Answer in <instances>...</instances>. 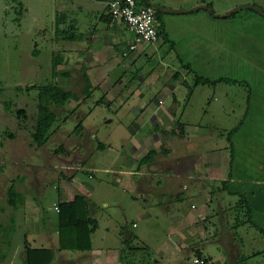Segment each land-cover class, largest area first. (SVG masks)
<instances>
[{"label":"crops","instance_id":"1","mask_svg":"<svg viewBox=\"0 0 264 264\" xmlns=\"http://www.w3.org/2000/svg\"><path fill=\"white\" fill-rule=\"evenodd\" d=\"M46 1L29 0L28 4L24 3L34 26L28 36L27 63L25 67L19 66L22 62L18 59L17 70L25 73L21 80L32 81L30 87L54 80L58 86L74 92L73 99L65 108H55L57 113H69L64 120L71 119L75 123V129L68 135L70 140H74L70 144L74 145L68 147L69 152L64 149L63 154L58 149L53 151L55 158L63 160L58 162L60 164L53 162L54 165L45 169V178L55 176L61 183L49 201L54 216L43 214L40 200L34 196V187L15 184L26 199L16 213V230L10 240L11 246L4 249L6 256L0 264H24L26 243L34 249H52L55 257L50 264H132L135 257L141 256L140 244L145 241L142 232L133 231L141 223H153L156 216H165L163 233L169 246L178 250L175 240L178 235L173 234L177 224L186 223L190 228L203 224L201 239L210 238L212 233L217 235L219 224L228 223L226 217H239V212L242 213L239 204L243 200L242 192L249 202L246 216L256 217L254 221L257 224L263 223L260 218L264 217V180L252 178L249 171L252 167L259 173L264 172V144L259 147L256 143L260 142L253 139V133L245 135L252 138L249 140L251 159L256 154L260 160L254 166L240 161L233 163L231 168L232 157H223L228 147L218 146L213 131L201 133L207 122V107L214 103L218 111H224L222 106L226 95L209 93L206 99L200 100L198 110L191 111L194 95L190 93V87L196 82L186 67L187 64L193 68L194 63L213 64L225 60L217 48L226 42L227 34L223 28L237 21L236 15L232 14H236L243 0H146L159 11L158 28L164 27L171 41L161 35L157 43L141 47L128 56L124 53L134 36L125 23L111 22L108 8L111 0ZM181 48L189 53L190 61L183 59L185 52L182 53ZM159 53L160 58L157 57ZM152 60L158 66L147 73L142 72L144 68L141 66ZM190 77L191 83L188 81ZM233 78L219 76L208 79L229 83ZM74 86L82 88L83 97L75 94ZM32 90L37 93L36 89ZM99 110L109 111L112 115L98 116ZM192 112L194 114L189 115ZM9 115L4 111L0 113L4 121L14 122L23 131L21 119L14 121ZM35 115L28 117V120L32 119L27 125L29 129L34 124ZM251 116L249 122L257 129L261 128L260 123H256L257 118H253L256 113ZM210 122H216L215 118L210 116ZM239 128L236 136L241 132L242 127ZM29 132H14L12 137L4 134L8 138L3 136L2 139H8L5 144L14 154L18 150L13 142L20 135L25 136L32 153L41 155L42 161L48 163L50 151L44 155L40 149L45 145H34ZM59 132L58 126L51 137ZM68 158H73L79 166L71 176L65 173ZM13 161H17L11 163L18 166L25 165L28 160L17 158ZM31 161L26 163L28 167H23L28 168L31 180L38 182L43 164H39L37 159L33 160L37 161L34 164ZM85 172H88L90 182L84 178ZM259 173L257 175L261 176ZM29 178L22 181L28 183ZM225 181H229L230 189L237 194L225 190L222 184ZM74 182L77 186L72 185ZM44 185L39 188L48 191L51 185ZM4 187L0 221L8 218L3 209L7 212L10 209L8 188ZM121 192L117 202L111 203L125 202L123 198L130 193L128 198L132 204L129 207H135V220L130 222V215L125 212L119 223V219L109 218L104 225H110V229L103 226L107 218L103 219L97 210L109 206L110 200L106 195ZM37 195L43 196L40 192ZM77 195L88 198L93 220L92 246L87 251L62 250L55 205L72 201ZM153 208L162 211L155 212ZM179 236L185 243L187 239H182L183 234ZM252 236L251 239L263 242L257 232L254 234L253 231ZM132 241H138V245L130 254L125 249ZM263 250L264 244L261 243V250H257L255 258L262 257L264 252H259ZM204 251L208 253L206 248Z\"/></svg>","mask_w":264,"mask_h":264},{"label":"rangeland","instance_id":"2","mask_svg":"<svg viewBox=\"0 0 264 264\" xmlns=\"http://www.w3.org/2000/svg\"><path fill=\"white\" fill-rule=\"evenodd\" d=\"M243 2V4L238 5L240 8H238L235 14L237 21H232L229 26L227 25L226 28H223L226 30L227 34V36H225L226 42L222 43V46H219L217 50L218 52H221L220 56L222 59H225L222 60L224 62L217 61L213 64H202L201 62L194 63L193 68L195 72H191L190 75L192 78H195L197 75L205 78L232 76L234 77V80H230L229 83L217 81L215 79L212 80L217 81L214 84L199 83L198 85H194L195 83H192L191 94L194 95V106L190 108V110H198L200 100L206 99L209 93L217 92V94L226 95L224 97V105L222 106L224 111H218L217 107L215 108V106H213L215 105L214 103L207 107V122L204 123L201 133L207 131L210 134L209 130L213 131L215 133L214 140L217 141L218 146L220 148L223 146L228 147L226 153L222 151L225 154L223 157L230 159L233 154L232 158L234 163H240L241 161L244 165L254 166L260 160V156L254 154L255 158L253 160L251 159L250 147L252 145L249 143V140H252V138L251 136L246 137L245 135H251L253 133V136H255L253 139L260 142L256 144L259 147L264 144V0H243ZM24 3L28 4L29 0H0V86H2L3 91H5L3 94H0V113L4 111L6 114H10L9 116H12V119H15H13L14 121L19 120L16 116L18 108H26L29 112V116L32 117L33 113L36 114L37 105V93L29 86L32 81H29L28 79L21 80V76H23V74L25 75V73L18 72L17 70L18 59H21L22 62L19 66L25 67L27 63V58H25V56L27 54L28 36L32 32L31 30L34 26L33 19L31 15L27 13ZM45 3H47L46 0ZM180 51L182 53L185 52L182 56L183 59H186V62L190 61L191 57L189 56V53L182 48ZM160 56L161 53L157 55L158 58H160ZM233 59H235L234 63ZM143 66L144 65L141 66V68H144L142 72L147 73L152 68L157 67L158 64L152 60L147 62L144 67ZM129 73L131 74V70ZM232 73L234 74L232 75ZM191 77L188 80L190 83V80L192 79ZM74 91L77 96L83 97L81 95L82 88L74 86ZM4 100L12 104L10 110L7 112L5 111L6 109L3 104ZM255 113L256 116H253V118H257L255 120L258 122H255L260 123L259 126L261 127L258 129L249 122V118H252L251 115ZM67 114L69 113L59 112L58 115L60 119L56 121L54 128L56 129V127L59 126L61 132L56 136H52L44 148L40 149V151L43 150L44 155L45 152H48V150L50 151V163L42 161L41 155L38 156L37 154L32 153L28 145H26L25 136L20 135V137L13 142L12 145L16 146L15 149L18 150V152L14 154L9 150L10 146L5 144V140L8 139H2L3 136L8 138L4 134L8 135L10 132H15L17 134L24 132L28 133L31 128L29 129L27 125H30L32 119H29L26 123L22 118L20 122L23 131H20L21 129L17 128L16 125H14V122L9 121V123H7L2 117H0V167L2 168V170H0L2 172H0V205L3 203V196L6 189L4 186L8 188L11 182L14 181L13 183L18 182L19 185L28 184L34 187L33 193L34 196L40 200L42 209L44 208L43 214L49 217L55 215V212L50 210L49 201L51 200L50 197L53 191H57L56 187L61 183L55 176L45 178L44 175L45 169H48L47 166L54 165V163L60 164L58 162L63 160H60L59 157V159L57 157L55 158L54 154H52L53 151L55 152L58 149V152L63 154L65 153L64 149H66V152H69L68 147L74 145V143L70 144L74 140H70L68 135L75 129V123L71 119L68 121L64 120ZM97 114L98 116H103L104 114L112 115L109 111L104 110H99ZM193 114V112L189 113V115ZM210 116L215 118L216 122H210ZM241 120L242 123H240ZM211 125H214V127ZM236 126L242 127L240 130L241 132L239 131L240 133L237 134V136L235 133H229ZM101 130L103 131V129ZM241 134H243V137ZM17 158H22L28 161L32 160L31 164L36 163L37 161L33 160L37 159L39 164H43L41 167V173L39 174L40 180H38V182L31 180V177L27 174L28 168L23 167L29 166V164L26 165L28 161L25 162V165H23V163L18 166L12 164L13 162H17L13 161ZM73 160V158H68L65 165V173L70 176L79 169V166L76 165ZM7 161L9 163H7ZM20 162L21 161L19 160V163ZM5 165L7 167H5ZM57 166L61 167L60 165ZM249 172L250 175H252V178L264 180V172L259 173L256 168L252 167H250ZM87 173L85 172V174H82L85 176L84 178L86 180H89ZM257 173L261 174V176H258ZM27 177H30L28 183L22 181L23 178ZM90 181L91 180H89V182ZM42 184H45L44 186L50 184L51 186L48 191H45L46 189H43V191L39 188ZM72 185L77 186L76 182L72 183ZM39 192L43 194V196H38L37 194ZM120 195H122V192L121 194L106 195L110 200L109 206H102L97 210L98 214L103 216V219L107 218L105 222L102 223L103 226H108L110 229V225H104L109 222V218H117L119 219V223L122 221L121 219L125 212L130 215V222L135 220V207H133V205L131 208L129 207V204H132L128 198V196L131 197L130 193L126 194L127 198H123L125 199V202H121L120 204L118 202L117 205H112L111 202H117L116 200ZM241 206L242 213L239 212V217H226L228 223L225 222L224 224H219L220 231L218 230L219 234L217 233L219 236L212 233L213 235L210 238L201 239L203 234L201 227L203 224L200 223L199 227L196 226L193 228L188 227L186 223L177 224L173 234L178 235V239H175L179 245L178 250H175L173 246H169L168 240H166L165 234L163 233L165 232V216H156L153 223L152 221L141 223L140 227L133 229V231L142 232L145 241L142 242L143 244H140L142 247L140 248V251L142 252L141 256H137V258L134 256L133 263L196 264L194 260L196 258H201L197 255L198 250L202 248L204 250L206 248L208 253H204L203 257H209L211 259L208 264H264V255L260 258H255V256L251 257L255 251L261 250V243L264 244V233H262V231L259 232L256 228L252 227L251 222H255L257 218L247 217V205L242 203ZM152 210L155 212L162 211V209L157 210L154 208ZM111 215L114 216L112 217ZM262 218H260V220L264 221V217ZM246 220L248 222L246 226L240 227L238 225L241 221ZM5 224H8L10 229L14 228V230H16V222L12 223L10 219L7 218ZM259 226L264 230V222L260 223ZM253 231L254 234L257 232L259 236H261L263 242L258 239H251ZM180 233L183 234L182 239L184 237L187 239L185 243L180 240ZM10 239L12 240V238ZM136 242L138 241H135L134 243ZM134 243L132 241L129 244L131 247L138 245L137 243ZM172 243L174 244V240H172ZM159 248H161L160 250H162L163 253H161L162 251H160Z\"/></svg>","mask_w":264,"mask_h":264},{"label":"trees","instance_id":"3","mask_svg":"<svg viewBox=\"0 0 264 264\" xmlns=\"http://www.w3.org/2000/svg\"><path fill=\"white\" fill-rule=\"evenodd\" d=\"M138 2L142 4H148L146 0H138ZM158 12L159 11L157 10L156 16ZM232 16H235V14H232ZM159 34L160 36L162 35L166 39L170 40V38L167 37L164 27L159 29ZM186 67L189 69L190 72H195L190 64H187ZM194 79L196 82L195 85H198L199 83L214 84L215 82H217L215 80L212 81L200 75L195 76ZM31 88L37 90V105L34 124L30 129V134L34 145L40 147L46 145L49 142L51 135L55 130L54 125L56 121L60 119L58 115L59 113H57L55 108H65L67 106V103L73 99L74 93L71 90L58 86L54 80H51L50 82L44 85L31 86ZM191 91L192 88L190 87V93ZM4 92L5 91H3L2 86H0V94H3ZM3 104L5 106L6 111H9L12 104L6 102L5 100L3 101ZM16 116L19 119L23 118L24 120H28V110L26 108H18ZM238 129L239 127L234 128L229 133L234 134ZM9 135L12 137L15 134L13 132H10ZM152 156L153 155L151 154V157ZM231 157H233V154L231 155ZM233 163L234 162L232 158L230 162L231 168L233 167ZM228 182L229 181H225L222 183L223 185H225V190H227L230 194H237V191L230 189ZM15 184L16 182L12 183L8 187L7 204L10 206V209L8 210V212L7 210L5 211V209H3V211L7 213L6 216L8 217V219H10L12 223L16 222V213L20 209V206L24 204V201L26 199V195L24 193L19 192L16 189ZM241 195L243 200H240L239 204L241 205L242 203H244L249 207V202L244 196V193L242 192ZM57 205L60 208L57 212V221L59 225V247L62 250H90L92 246L91 235L93 220L90 214L88 198L84 195H77L74 200L68 202H60ZM251 211L252 209L250 207L249 212L251 213ZM246 224H248L247 220L241 221L238 225L242 227L246 226ZM252 227L257 228L260 230V232L262 231V233H264V230L259 226V224L253 222ZM14 231V228L10 229L9 225L5 224L4 220L0 221V261L4 260L6 256V252H4V249H7L9 246H11L10 238L14 234ZM135 249V246L131 247V245L128 243L125 250L126 252H134ZM24 252V264H50L55 257V252L52 249H34L30 247L27 243L25 245ZM261 252H264V250L260 251L259 253ZM204 253L205 251L203 249H199L197 255H199L201 259H204V263L206 262L205 264H208L211 259L209 257H203ZM257 254L258 252L255 251L251 255V257Z\"/></svg>","mask_w":264,"mask_h":264},{"label":"built area","instance_id":"4","mask_svg":"<svg viewBox=\"0 0 264 264\" xmlns=\"http://www.w3.org/2000/svg\"><path fill=\"white\" fill-rule=\"evenodd\" d=\"M108 8L111 22L121 21L133 33V42L124 56L131 55L139 51L141 47H147L159 41L157 10L152 4H142L138 0H111ZM59 209V206L55 205L57 212ZM194 262L204 264V259L196 258Z\"/></svg>","mask_w":264,"mask_h":264},{"label":"water","instance_id":"5","mask_svg":"<svg viewBox=\"0 0 264 264\" xmlns=\"http://www.w3.org/2000/svg\"><path fill=\"white\" fill-rule=\"evenodd\" d=\"M259 11H261V10H259Z\"/></svg>","mask_w":264,"mask_h":264}]
</instances>
